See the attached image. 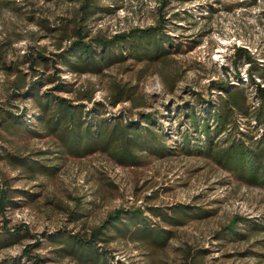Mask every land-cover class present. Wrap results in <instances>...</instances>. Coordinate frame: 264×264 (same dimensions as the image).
Returning <instances> with one entry per match:
<instances>
[{
    "label": "rangeland",
    "instance_id": "obj_1",
    "mask_svg": "<svg viewBox=\"0 0 264 264\" xmlns=\"http://www.w3.org/2000/svg\"><path fill=\"white\" fill-rule=\"evenodd\" d=\"M81 1L0 0V40L10 43L7 61L16 64L28 82L53 71L33 67L27 57L41 52L52 58L59 52L63 31L49 33L40 23L47 20L62 28L80 9ZM161 24L170 37L169 43L163 44L168 52L164 59L149 63L130 57L102 73L81 77L64 69L62 78L76 82L79 88L95 90L93 102L86 104L89 109L95 102L107 104L109 118L127 114L136 121L141 112L156 114L171 138L172 151L182 141L181 130L190 126L186 114L194 109L202 115L216 105L222 85L227 89L245 86L250 105L260 106L250 74L264 72V0H102L89 28L93 36L110 38ZM70 45L64 41V47ZM238 48H246L248 53L239 55ZM249 55L258 65L248 63ZM17 75L20 73L9 76L0 71V113L2 108L14 112L25 108L11 95ZM257 82L264 87L259 77ZM52 86H44L43 91ZM117 87H133L143 105L135 108L132 101L110 105ZM32 113L33 107L27 106V115L32 118ZM1 135V150L50 158L45 162L58 169L53 175L31 179V172L0 162V187L9 184L22 192L16 199L18 207L0 213V239L23 226L30 234L20 243L1 248L0 264H35L37 259L41 260L37 264H74L56 257L48 237L60 230L89 232L119 209H141L151 227L160 226L171 233L164 247L146 249L126 240L112 243L109 249L120 263L264 264V248L257 244L264 234L231 240L224 247L216 237L238 218L262 222L264 189L239 179L207 155L182 151L163 157L143 155L140 165L126 166L102 151L80 158L62 154L53 136H9L3 131ZM184 204L214 210V214L188 219L185 225L166 226L149 211L151 207L166 210ZM78 214L82 215L77 219ZM242 225L239 220V228ZM37 240L42 244L36 246Z\"/></svg>",
    "mask_w": 264,
    "mask_h": 264
},
{
    "label": "trees",
    "instance_id": "obj_2",
    "mask_svg": "<svg viewBox=\"0 0 264 264\" xmlns=\"http://www.w3.org/2000/svg\"><path fill=\"white\" fill-rule=\"evenodd\" d=\"M101 1L82 0L80 9L62 28L53 26L47 20L46 23H40L49 33L59 29L63 31L57 44L59 52L52 58L44 57L41 52L26 58L33 67L44 66L46 71H53L40 80L28 82L16 64L8 63L10 43L0 40V71H6L9 76L20 73L12 81L11 95L13 100H21L25 105L20 112L2 108L0 139H3L2 131L9 136H53L57 139L61 148L59 152L62 154L80 158L102 151L126 166L140 165L143 155L163 157L180 151L188 155L200 153L211 157L239 179L264 189V87L257 82V77L264 81V72H257V76L250 74V80L257 87L259 107H256L257 104L254 107L250 105L245 86L227 89L222 85L223 90L216 105L202 115L194 109L186 114L185 121L190 126L181 130L182 141L180 145H174L173 151L170 148L171 138L159 124L156 114L141 112L136 121L127 114L109 118L107 104L95 102L90 109L87 106L86 102H93L95 90L79 88L76 82L62 78L64 69L81 77L87 73H102L114 65L124 63L130 57L139 62L150 63L168 56L163 44L169 43L170 37L163 33L164 24L133 29L110 38L93 36L89 23L101 9ZM66 40L71 42L69 47H64ZM244 53H248L246 48L237 49V54ZM247 61L258 65L251 55L247 57ZM47 85L53 86L43 91ZM61 94H68L73 98ZM126 101H132L135 108L143 105L141 98L135 96L133 87H117L110 105L116 107ZM27 106L33 107L32 118L27 115ZM258 133L259 136L256 135ZM47 160L50 158H32L0 149V162L6 161L15 169L31 172V179L46 173H56L58 167L48 164L45 162ZM20 194L22 192L9 184L0 187V213L5 215L9 208L18 207L16 199ZM149 211L161 218L166 226H181L188 219L214 214V210L186 204L170 206L166 210L151 207ZM81 215L78 214L77 219ZM239 220L244 222L240 228L246 232L240 230ZM148 221L149 218L141 209H119L89 232L82 234L60 230L50 235L48 241L54 246L56 257L67 258L74 264H123L115 260L109 249L114 242L126 240L141 243L146 249L164 247L168 242L171 233L160 226L151 227ZM23 230H26L25 234L21 233ZM262 234L264 218L257 223L238 218L218 232L216 237L222 240L220 245L224 247L231 240H249L253 235L258 237ZM29 235L26 227H20L16 233L0 239V249L20 243ZM42 242L37 240L36 246ZM257 244L264 248L263 239L257 241ZM33 247L34 245L27 247L24 255L28 256ZM248 251L253 253L252 249ZM39 261L41 260L37 259L35 264Z\"/></svg>",
    "mask_w": 264,
    "mask_h": 264
}]
</instances>
